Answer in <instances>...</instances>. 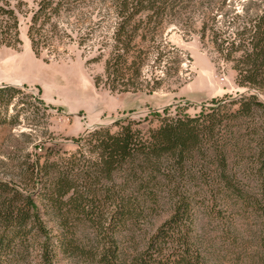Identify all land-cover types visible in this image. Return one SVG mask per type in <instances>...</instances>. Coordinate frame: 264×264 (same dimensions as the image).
<instances>
[{
    "label": "trees",
    "instance_id": "trees-1",
    "mask_svg": "<svg viewBox=\"0 0 264 264\" xmlns=\"http://www.w3.org/2000/svg\"><path fill=\"white\" fill-rule=\"evenodd\" d=\"M33 1L28 37L37 52L51 38L45 25L53 31L63 4L75 0ZM164 2H117L120 21L105 63L107 79H122L130 64H136L134 59L129 63L128 53L130 34L137 29L126 30L127 23ZM22 6L21 1L0 0V45L19 42ZM235 34L232 46L237 40L243 49L235 65L236 83L264 95V1L259 14ZM140 66L134 70L136 79ZM20 94L13 86H0V126L23 124V108L9 115V108L21 102ZM156 120L155 128L142 133L137 122L125 118L73 139L72 151L44 150L25 162L31 190L25 195L0 182V191L12 193L0 207V254L22 249L36 232L43 238L41 264H213L204 254L193 208L217 202L221 209L208 205L206 216H212L210 222L219 220L228 233L235 210L261 220L264 264V100L256 94L223 95L194 116L157 115ZM160 209L167 218L144 235L140 248L126 253L119 243L121 231ZM49 222L54 227H47ZM87 224L95 232L94 242L84 239ZM0 264H7L6 257Z\"/></svg>",
    "mask_w": 264,
    "mask_h": 264
},
{
    "label": "rangeland",
    "instance_id": "rangeland-1",
    "mask_svg": "<svg viewBox=\"0 0 264 264\" xmlns=\"http://www.w3.org/2000/svg\"><path fill=\"white\" fill-rule=\"evenodd\" d=\"M13 1L23 3L18 14L19 42L0 45V86L21 91V102L9 108V115L24 109L19 115L23 124L0 126V182L13 193L31 192L25 162L50 148L72 151L76 148L73 139L94 128L127 118L145 133L157 126V115L194 116L211 99L223 95L256 94L264 100L261 91L237 85L235 65L241 61L243 49L237 40L232 46L237 27L259 14L264 0H165L155 4L154 11L138 12L126 28L137 29L131 34L128 31L132 35L129 63L134 59L136 64H130L122 79H107L105 74L120 21L119 0L64 3L54 18L55 29L50 31L45 25L51 37L48 45L37 52L28 37L34 1ZM125 37L123 34L122 39ZM11 195L0 191V207ZM218 204L200 203L193 208L202 227L198 235L204 254L213 264H261V220L233 207L235 221L228 233L219 220L210 222L212 216H206L205 209H221ZM159 212L121 231L119 243L126 253L132 250L128 248H140L144 235L167 218L164 210ZM47 227L54 226L49 222ZM83 229L85 241L94 242L93 229L88 224ZM33 235L22 249L9 256L1 253L0 259L6 257L7 264H41L42 234ZM61 264L68 263L63 260ZM79 264L96 263L82 260Z\"/></svg>",
    "mask_w": 264,
    "mask_h": 264
}]
</instances>
